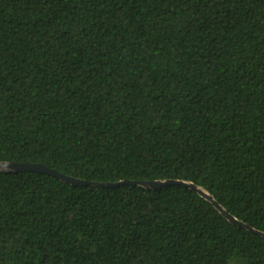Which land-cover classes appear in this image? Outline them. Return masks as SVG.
Masks as SVG:
<instances>
[{
	"label": "trees",
	"instance_id": "obj_1",
	"mask_svg": "<svg viewBox=\"0 0 264 264\" xmlns=\"http://www.w3.org/2000/svg\"><path fill=\"white\" fill-rule=\"evenodd\" d=\"M0 162L178 180L264 233V0H0ZM0 264H264L192 189L0 171Z\"/></svg>",
	"mask_w": 264,
	"mask_h": 264
},
{
	"label": "water",
	"instance_id": "obj_2",
	"mask_svg": "<svg viewBox=\"0 0 264 264\" xmlns=\"http://www.w3.org/2000/svg\"><path fill=\"white\" fill-rule=\"evenodd\" d=\"M0 171L1 172H37V173H43L49 176H52L56 179H59L61 181H64L66 183L75 185V186H84V185H91V186H105V187H116L120 185H131V186H141L143 188H150V189H157L164 186H169L173 184H180L183 186H186L193 191H195L200 196L206 198L208 201H210L214 207L218 210V212L229 222L233 223L234 225H237L239 227H244L247 230L261 235L264 237V233L259 232L257 230H254L250 228L249 226L243 224L242 222L236 220L233 218L230 214H228L224 209H222L221 206H219L213 198L204 192L201 188L196 187L195 185L191 183H184L178 180H125V181H119V182H113V183H94L90 182L88 180H80L72 176L65 175L63 173H60L56 171L55 169L49 168L46 165L39 164V163H27V162H0Z\"/></svg>",
	"mask_w": 264,
	"mask_h": 264
}]
</instances>
